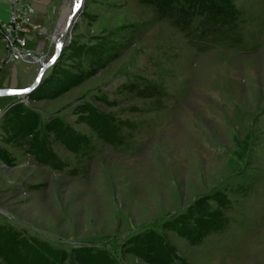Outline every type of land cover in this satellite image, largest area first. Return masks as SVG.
Segmentation results:
<instances>
[{
    "label": "rangeland",
    "instance_id": "1",
    "mask_svg": "<svg viewBox=\"0 0 264 264\" xmlns=\"http://www.w3.org/2000/svg\"><path fill=\"white\" fill-rule=\"evenodd\" d=\"M229 1L236 29L199 37L151 2L84 0L41 83L0 96V225L13 240L45 242L63 264H81L79 248L109 264H264V0ZM73 2L21 1L40 25L32 59L53 54ZM17 63L4 65L0 39V88L34 81L38 63ZM150 86L159 94L138 95ZM146 242L161 260L136 253Z\"/></svg>",
    "mask_w": 264,
    "mask_h": 264
},
{
    "label": "trees",
    "instance_id": "2",
    "mask_svg": "<svg viewBox=\"0 0 264 264\" xmlns=\"http://www.w3.org/2000/svg\"><path fill=\"white\" fill-rule=\"evenodd\" d=\"M151 2L155 6V11L159 18H168L171 23L180 30L187 31L193 25L199 37H207L213 34L232 32L236 29L237 11L229 0H141ZM138 95L142 97H152L159 94V90L150 86L138 90ZM69 132H66L68 134ZM65 135V134H64ZM62 137L63 143L72 149L77 148L81 143L78 137ZM69 140V141H68ZM69 142V143H68ZM44 146L43 153L39 154L43 161H50L49 149ZM215 211L207 210L206 225L213 227L215 223ZM9 229H4L0 225V258L4 264H63L67 259L65 253L57 255L55 249L50 248L45 242L36 240H13ZM10 237V239H9ZM149 250H137L138 255L148 260H161L163 258L162 249H159L151 242H146ZM90 248H79L74 255V259L81 264H109L108 254L104 252L92 255ZM77 257V258H76Z\"/></svg>",
    "mask_w": 264,
    "mask_h": 264
},
{
    "label": "built area",
    "instance_id": "3",
    "mask_svg": "<svg viewBox=\"0 0 264 264\" xmlns=\"http://www.w3.org/2000/svg\"><path fill=\"white\" fill-rule=\"evenodd\" d=\"M8 13L0 20V39L3 49L2 62L4 64L35 63L29 55V39L35 29H39V24L31 22V14L19 9L22 0H6Z\"/></svg>",
    "mask_w": 264,
    "mask_h": 264
},
{
    "label": "water",
    "instance_id": "4",
    "mask_svg": "<svg viewBox=\"0 0 264 264\" xmlns=\"http://www.w3.org/2000/svg\"><path fill=\"white\" fill-rule=\"evenodd\" d=\"M83 2L84 0H74L73 4L68 9L61 13L57 27L53 34L57 37L56 41H54V52L47 60H43L41 57L35 58V62L38 63V72L34 81L22 88H0L1 97L15 95L17 97L25 98L36 86L41 83L45 70L56 63L58 57L62 53V50L69 45L71 31L82 11Z\"/></svg>",
    "mask_w": 264,
    "mask_h": 264
},
{
    "label": "crops",
    "instance_id": "5",
    "mask_svg": "<svg viewBox=\"0 0 264 264\" xmlns=\"http://www.w3.org/2000/svg\"><path fill=\"white\" fill-rule=\"evenodd\" d=\"M3 1H4V8H3L4 11H3V13H2V15L0 17L1 20L4 19L6 17V15H7V13H8V4H7V1L6 0H3ZM2 54H3V49H2ZM15 64H18V63H8V64H4V65H6V66H13ZM0 101L3 102L4 101L3 98L0 99Z\"/></svg>",
    "mask_w": 264,
    "mask_h": 264
},
{
    "label": "bare ground",
    "instance_id": "6",
    "mask_svg": "<svg viewBox=\"0 0 264 264\" xmlns=\"http://www.w3.org/2000/svg\"><path fill=\"white\" fill-rule=\"evenodd\" d=\"M56 39H57V37H56Z\"/></svg>",
    "mask_w": 264,
    "mask_h": 264
}]
</instances>
